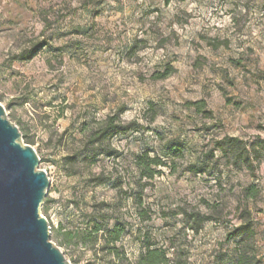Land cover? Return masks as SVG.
Returning a JSON list of instances; mask_svg holds the SVG:
<instances>
[{"label": "rangeland", "instance_id": "374dc122", "mask_svg": "<svg viewBox=\"0 0 264 264\" xmlns=\"http://www.w3.org/2000/svg\"><path fill=\"white\" fill-rule=\"evenodd\" d=\"M44 38L37 56L16 59ZM201 99L210 116L188 105ZM0 103L49 175L41 214L72 264H135L147 241L173 244L186 264H236L229 233L244 222L264 264V0H0ZM112 113L135 128L92 164L85 135ZM225 136L242 139L252 162H237L240 148L224 156ZM170 139L185 144L174 164ZM146 149L170 163L151 180L135 163ZM198 211L209 219L195 232ZM95 220L126 225L118 245L129 261L63 242L62 228Z\"/></svg>", "mask_w": 264, "mask_h": 264}, {"label": "trees", "instance_id": "16d2710c", "mask_svg": "<svg viewBox=\"0 0 264 264\" xmlns=\"http://www.w3.org/2000/svg\"><path fill=\"white\" fill-rule=\"evenodd\" d=\"M170 0H166L169 2ZM47 40H37L30 44L29 47L21 51L16 59L26 61L31 60L45 47L47 46ZM218 47V44H214ZM175 69L172 65L168 66L164 72H158L155 74V79L167 78L174 73ZM188 105L194 107L197 112L211 115L212 111L207 110V102L204 99L197 101H189ZM135 123L124 121L119 113L108 114L105 118L97 120L95 125L92 126L85 135V149L82 150V155L87 158L90 163H95L101 154L106 156H112L116 149L111 144L112 138L118 135L127 134L133 128ZM32 144V141L30 142ZM243 140L237 136H225L218 143V147L222 154L228 159H231V154L234 153V148H240L237 151V162L245 157L248 162H252L253 156L251 149H248L246 145H243ZM168 156L172 158L171 163H175V160L182 159L184 157L185 144L181 140L170 139L163 146ZM242 148V149H241ZM136 167L139 172L140 179L151 180L157 175L162 173L163 167L170 166L169 161L165 160L162 156L155 153L151 155V150L146 149L141 154H138L135 159ZM172 165V164H171ZM194 168V167H192ZM196 169V167H195ZM194 169V170H195ZM197 170V171H196ZM195 172H205V168L196 169ZM110 178H103L101 182H107ZM149 181H146L142 185H148ZM248 197H254L258 190L255 185L244 188ZM45 203L49 204L51 201L45 199ZM138 204L142 205V196H139ZM144 212V211H143ZM194 225H191L190 229L198 232L202 227L203 222L209 219L208 216L203 215L200 211L192 213L190 215ZM149 218V217H148ZM189 220V219H188ZM62 240L66 244H71L76 238H81L84 243L90 242L94 245L102 244V248L107 250L111 255L115 257H122L127 259L125 253H121V246L118 244L123 239L126 232V225L124 223L117 222L112 227L107 224H103L97 220L92 221V226L81 230L73 229H61ZM256 234L255 228L252 223L244 222L234 227L233 231L229 233V239L235 241V255L236 264H262L261 257L254 245V236ZM171 244L168 247L159 246L152 241H147L145 244V250L141 253L139 259L135 264H186V261H182L176 256L178 250ZM171 249H173L172 252ZM129 264H132L129 262Z\"/></svg>", "mask_w": 264, "mask_h": 264}, {"label": "water", "instance_id": "95a60500", "mask_svg": "<svg viewBox=\"0 0 264 264\" xmlns=\"http://www.w3.org/2000/svg\"><path fill=\"white\" fill-rule=\"evenodd\" d=\"M40 160L0 103V264H72L41 214L50 178Z\"/></svg>", "mask_w": 264, "mask_h": 264}]
</instances>
